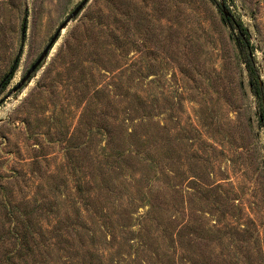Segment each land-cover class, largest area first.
Instances as JSON below:
<instances>
[{"label":"rangeland","instance_id":"rangeland-1","mask_svg":"<svg viewBox=\"0 0 264 264\" xmlns=\"http://www.w3.org/2000/svg\"><path fill=\"white\" fill-rule=\"evenodd\" d=\"M80 1L0 0V264H264V116L220 7L264 97V0H88L10 92Z\"/></svg>","mask_w":264,"mask_h":264},{"label":"trees","instance_id":"trees-1","mask_svg":"<svg viewBox=\"0 0 264 264\" xmlns=\"http://www.w3.org/2000/svg\"><path fill=\"white\" fill-rule=\"evenodd\" d=\"M221 19L224 23L228 24L232 30H237V35L236 37H234V42H235L236 48L238 49L240 58L244 61L246 68L248 69V72L250 73L252 82H255V85L253 86L254 87L253 92L259 96L260 103L262 106V113L264 116V106H263L264 97L262 95V89H261L260 83L258 82L256 71L253 65V60L251 57L252 45L246 35L245 28L243 27L242 22L240 20L234 19L233 21L231 19H228L223 16L222 12H221ZM22 30L25 33V23L24 22L22 23ZM15 69H16V64H13L11 67V70L7 74H5V76L0 82V86L2 88H5V86L8 84ZM252 82L251 84L253 85ZM120 156H122V153L119 152L118 157ZM8 232L10 233V236H12L14 245L16 246V252L14 253V255L17 254L18 256H20L19 254L24 252L26 248L29 247L28 235L25 231L14 232V231H11V229H8Z\"/></svg>","mask_w":264,"mask_h":264},{"label":"water","instance_id":"water-1","mask_svg":"<svg viewBox=\"0 0 264 264\" xmlns=\"http://www.w3.org/2000/svg\"><path fill=\"white\" fill-rule=\"evenodd\" d=\"M87 1L88 0H81L74 7V9H72V11L67 15V17L60 23V25L57 27L56 31L54 32V34L50 38L47 45L41 51V53L36 58V60L31 64V66L26 71V73L22 77V79L11 89L10 92H16L17 90L21 89L22 86H24L30 80L32 75L38 70V68L43 64V62L47 58L49 50L51 49V47L55 43V41L58 38L62 29L65 28L68 25V23L79 14V12L81 11V9L83 8V6L86 4ZM220 7H221V12H222L223 16L234 21V18L232 17L231 13L225 8L223 2H220ZM23 33H24V31L22 30V35H23ZM260 85H261V82H260ZM4 98H8V95H6ZM2 100L3 99H1L0 102H2Z\"/></svg>","mask_w":264,"mask_h":264}]
</instances>
